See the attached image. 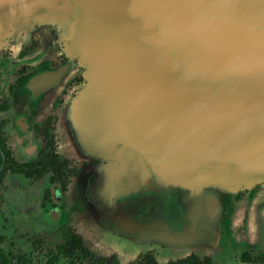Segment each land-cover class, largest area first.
I'll list each match as a JSON object with an SVG mask.
<instances>
[{"label": "water", "instance_id": "water-1", "mask_svg": "<svg viewBox=\"0 0 264 264\" xmlns=\"http://www.w3.org/2000/svg\"><path fill=\"white\" fill-rule=\"evenodd\" d=\"M46 4L86 68L92 105L107 114L118 98L121 138L106 156L118 167L105 183L114 198L151 193L141 219L153 229L140 243L188 245L216 231L225 201L264 173V0Z\"/></svg>", "mask_w": 264, "mask_h": 264}, {"label": "flooded vegetation", "instance_id": "flooded-vegetation-1", "mask_svg": "<svg viewBox=\"0 0 264 264\" xmlns=\"http://www.w3.org/2000/svg\"><path fill=\"white\" fill-rule=\"evenodd\" d=\"M54 1L49 0L50 4ZM47 2L5 0L0 6V11H5L4 14L0 12V146L9 154L14 168L23 167L21 171L6 169L0 187L5 181L11 187L8 180L15 177L44 183L38 194L40 202L34 204L35 214L38 211L39 215H34V222L39 224L41 214H46L65 240L49 260L50 264H56L61 256L81 261L88 256L93 260L89 264H99L101 260L104 261L102 264H121L116 254H105L96 247L98 254L87 244L90 238L101 237L103 231L102 223L96 220L102 211L98 204L100 183L96 182L97 170L86 167H96L104 162L90 155L70 156L62 150L66 141L74 139L70 123L69 126L65 124L66 110L75 102L77 104L88 80L84 70L77 78L68 80L75 64L80 65L78 59L71 60L67 55L69 41L63 38L54 22L56 7L50 6V12L45 11ZM46 29L49 33L43 32ZM58 42H61L59 49ZM11 113L13 118L9 117ZM12 137L34 141L22 147L23 150L18 148V154L26 156L25 160H18L17 151L10 142ZM0 155L4 160L1 149ZM41 158H44L43 162ZM13 188L20 197L24 190L20 186ZM257 189L255 184L225 201L218 248L214 249V254L200 256L190 253L167 260V264L190 255L200 260L208 258L213 264L212 259L229 258L231 252L238 256V264H264V199L260 198H264V192ZM2 199L0 192V202ZM18 201L24 204L21 198ZM20 202L15 206L19 207L18 214L26 218L31 209L20 208ZM67 236L78 238L83 251L68 247ZM0 237L5 241L3 233ZM155 255L149 251L135 259L147 264L149 256L158 264Z\"/></svg>", "mask_w": 264, "mask_h": 264}, {"label": "crops", "instance_id": "crops-1", "mask_svg": "<svg viewBox=\"0 0 264 264\" xmlns=\"http://www.w3.org/2000/svg\"><path fill=\"white\" fill-rule=\"evenodd\" d=\"M0 12L2 14L5 13L3 10ZM95 89H97V87H95ZM90 92V88L86 86L84 94H81L82 97H79L77 104H75V102L73 106L66 110L65 120L67 122H65V124L69 126L70 123L69 127L72 129L71 132L74 135V139L66 141L62 145V150L67 152L70 156L75 154H82L85 156L90 155L92 156L91 158L95 157L104 162V164H100L96 167H86V169L89 170L96 169V174L99 177L96 182L100 183V188L98 187V204L101 205L102 211L97 215L96 220L99 221L100 224L102 223L103 231L101 237L98 236L96 238H90V240L87 239V244L94 249L98 247L99 250L104 253L105 250L110 247L116 248L115 251L119 253L124 252L135 256L140 253L153 251L155 254H163L167 260L177 259L190 253H195L200 256L214 254L216 251H214V249L218 248L220 225L216 231L206 232L204 237H199L196 242L192 239L185 241L188 245H177L172 247H164L162 245V247H153L151 246V243H140L142 242L140 239L149 234V228L153 229L152 224H148V220L141 219V215H150L155 206H153L154 201L150 200L151 193L147 192H130L125 195L116 194V198H114L113 192H111L110 195L107 194L108 190L106 189L105 180H107L110 177L111 172L114 170L116 171V168L118 167L116 159H107L106 157L111 153V151H114L115 153V138H121V135L119 134L120 123L117 122L119 119L116 118L118 98L115 99L116 101H114V106L111 110H109V113H103L102 115H98V117L94 118V103L92 105L93 95H91ZM91 120L95 122L94 125L96 126V129L94 132L91 128ZM109 139H112L115 143L113 141L110 142ZM104 148H107L108 150H102ZM112 164H114V166H112ZM142 195L144 197L139 200V197ZM110 196L112 200L105 199V197L110 198ZM160 203H163V201H155L156 205ZM99 215L101 216L99 217ZM251 223L254 225L253 221ZM190 240H192V242H190ZM194 240L196 239L194 238ZM89 241L94 245L89 243ZM172 253L178 255L175 256Z\"/></svg>", "mask_w": 264, "mask_h": 264}, {"label": "rangeland", "instance_id": "rangeland-1", "mask_svg": "<svg viewBox=\"0 0 264 264\" xmlns=\"http://www.w3.org/2000/svg\"><path fill=\"white\" fill-rule=\"evenodd\" d=\"M42 1L49 2V0H41V2ZM96 1L97 0H89V2L93 4ZM95 6H97V4ZM48 9L49 8L45 7V11H47ZM43 32H47V29ZM58 43H59L58 44V49H59L60 47L59 45L61 44V42ZM73 51L75 53V49L73 50L69 49V51H67V55L70 57L71 60L75 59V58L72 59ZM83 70L85 72L86 68L80 67L77 64H75L72 70L73 73L69 75L68 80L71 79L73 80L77 78L80 75L79 73ZM84 75L87 76L86 78L88 80V74L87 75L84 74ZM87 85L88 83L86 84V86ZM1 94L2 93L0 92V95ZM107 100L108 101L110 100V96L107 97ZM93 111L96 115H102L104 112V110L102 109V105L95 106L93 108ZM12 115L13 113H11L9 117L13 118ZM94 124L95 122L91 120V128L93 132L96 129V126ZM22 141H23L22 138L18 139L17 137H12L10 140L11 144L17 151L16 154L18 160H25L26 158V156H24L22 153L18 154V148L23 150L22 147H26L29 144L34 143L32 139L30 140L26 139L23 142ZM250 162L253 163L254 161L250 159ZM253 164H250V166L254 167L252 166ZM260 165L264 166V162L260 163ZM257 172H258V178H260V182L250 183L249 186L252 187L253 185L257 184V188H258L257 190H259L260 193H263L264 173L261 174L262 171H257ZM8 182H10L9 186L11 187H8L6 181L0 187V192L3 195V199L0 202V233H3L6 238L3 244H1L0 246L3 248L5 252L13 251L14 253L17 252L20 253L21 255H24L26 258V263L28 264H50L49 260L57 254V250L59 246H61L65 240L61 232H59V230L55 226H53L52 222H50L49 218H47L46 214L42 213L40 216V220L37 219V217L39 216L37 214L38 211H36L35 214L34 204H39L40 202L38 198V194L43 190L41 186L43 182L31 181V180L24 181L22 178H16V177L12 181L11 179L8 180ZM14 186L16 188L20 186L24 190L20 197L19 194H17L18 192L14 191L13 188ZM106 186L108 187V189H110V183H106ZM19 198L22 199L24 204L18 201ZM260 198L264 199L263 197ZM19 202L22 205L20 208L24 206V208H26L27 210L31 209L30 210L31 213H29V216L31 214L30 217L28 216L24 218L23 214L22 215L18 214L19 207H16L15 203H19ZM28 204H31L33 207H31L30 205L28 206ZM34 215L36 216L38 215L36 217V220L40 221L39 224H36L34 222ZM115 249L116 248L114 247L107 248L105 250V254H111V253L116 254V257L119 259L118 261L121 264H144V262L140 263L139 259H135L137 256L124 252L119 253L115 251ZM93 250L98 253L97 248L95 249L93 248ZM230 254L231 256L229 258H227V256H224V257H220L218 260L212 259L213 264H238V260H237L238 256L232 252ZM155 258L157 259L158 264H167V259L163 254L157 253L155 255ZM89 262H93V260L90 259L88 256H85L82 259V261L61 256L56 264H89Z\"/></svg>", "mask_w": 264, "mask_h": 264}, {"label": "trees", "instance_id": "trees-1", "mask_svg": "<svg viewBox=\"0 0 264 264\" xmlns=\"http://www.w3.org/2000/svg\"><path fill=\"white\" fill-rule=\"evenodd\" d=\"M0 149L5 157L4 160H2V157L0 155V182L3 177V172L6 169H11L13 171H21L23 169L22 166H16V168L12 165V159L10 158L9 154L5 152L3 146H0ZM41 161H44V158H41ZM4 240L2 237H0V243H2ZM68 241V247H71L72 249H79L82 250L80 246V241L76 237H69L67 236ZM67 248H64V250ZM83 251V250H82ZM68 252V249L66 250ZM147 264H157L156 261L153 258H150L147 256ZM104 261H99V264H102ZM0 264H28L26 263V258L24 255L20 254H14L12 252H4L2 248H0ZM170 264H210V260L208 258H202L201 260L197 258L195 255H190L185 259L178 260L175 262H170Z\"/></svg>", "mask_w": 264, "mask_h": 264}, {"label": "bare ground", "instance_id": "bare-ground-1", "mask_svg": "<svg viewBox=\"0 0 264 264\" xmlns=\"http://www.w3.org/2000/svg\"><path fill=\"white\" fill-rule=\"evenodd\" d=\"M33 32V31H32ZM11 33V32H10ZM54 78L56 79V74L54 75ZM114 81V85L115 86H119L121 83H119V81H117L116 79L115 80H113ZM118 123H119V120L117 121ZM117 124V123H116ZM120 127V126H119ZM120 129V128H119ZM121 130V129H120ZM119 130V131H120ZM110 135V134H109ZM110 137V136H109ZM116 139V138H115ZM113 141V140H112ZM113 143V142H112ZM121 201V200H120ZM149 202V201H148ZM147 202V203H148ZM160 202V201H159ZM131 203H133V202H131ZM150 204H152V203H150ZM145 205V204H144ZM137 206V205H136ZM143 206V205H142ZM147 206V205H146ZM154 206V205H153ZM149 210V209H148Z\"/></svg>", "mask_w": 264, "mask_h": 264}]
</instances>
